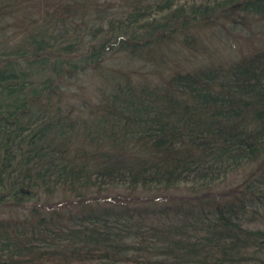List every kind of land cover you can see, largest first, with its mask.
Wrapping results in <instances>:
<instances>
[{"label":"trees","instance_id":"trees-1","mask_svg":"<svg viewBox=\"0 0 264 264\" xmlns=\"http://www.w3.org/2000/svg\"><path fill=\"white\" fill-rule=\"evenodd\" d=\"M58 3L0 0V264H264V44L210 49L264 0Z\"/></svg>","mask_w":264,"mask_h":264},{"label":"rangeland","instance_id":"rangeland-1","mask_svg":"<svg viewBox=\"0 0 264 264\" xmlns=\"http://www.w3.org/2000/svg\"><path fill=\"white\" fill-rule=\"evenodd\" d=\"M31 1L33 6L41 7V14L36 13L34 14V17H40L41 15H43V17L45 18L42 20V25L45 24L46 22L48 25L52 24V26H49L50 31H52L55 34H58V30H55L54 27L55 15L57 14L58 16H60L58 12L57 3L60 1H63L65 3L68 0H31ZM118 1L119 0H100V4L101 2H104L109 7L110 12H113L115 10L114 7L117 5ZM64 3L60 4L59 6L62 7ZM36 9L39 8L34 7V10ZM81 21L82 18L79 19V22ZM68 26H70L71 29L69 30V33L68 32L66 33V35L68 36V38L66 39L69 38L71 39L72 36L78 33H75L74 29H72L71 23H69ZM252 27H254L256 34L259 33L260 31L259 33L260 37H253L251 41H247L243 37H240L239 40H237V38L231 37L229 40L227 39L219 40L221 43L216 42L213 45L211 44L212 46L210 47V49L213 50L214 47L215 49H217L215 55L219 56L222 59H225V58H229L233 54V52L236 51L249 52L250 50H253V48L262 47L261 44H264V23L260 22L258 24L253 25ZM44 28L47 29L48 27H44ZM174 56H172L173 59H177L179 57V55H174ZM205 57H207V55H205ZM110 63H114V61L111 62L109 60L108 66L107 65L106 66L109 67ZM107 86H109V84L106 85V83L102 80L101 76L89 74V75H83L81 78H79L75 86H73L72 88H75L74 91H77L78 95L77 98H75L77 103L87 104L90 102V100L94 99L98 89H106ZM231 183L236 185L238 182L236 180H233ZM259 209L261 215L254 212L249 215L250 216L249 220H251V222L263 221L264 206H261ZM9 215H10L9 209H5V208L0 209V217H7Z\"/></svg>","mask_w":264,"mask_h":264}]
</instances>
